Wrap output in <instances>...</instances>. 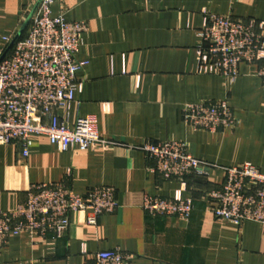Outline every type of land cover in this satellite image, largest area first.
<instances>
[{
	"label": "crops",
	"instance_id": "crops-1",
	"mask_svg": "<svg viewBox=\"0 0 264 264\" xmlns=\"http://www.w3.org/2000/svg\"><path fill=\"white\" fill-rule=\"evenodd\" d=\"M37 1L0 0V46L4 36L20 32ZM206 12L257 26L264 23V0L53 1V16L87 23L76 55L85 62L76 73L82 90L59 116L71 127L78 117L95 115L100 137L114 144L61 152L47 136L32 134L26 157L18 142L0 145V210L23 202L31 184L60 181L80 194L110 186L118 207L94 224L87 222L89 209L71 213L59 236L11 235L0 264H93L96 252L114 248L130 254V264H264V226L236 225L207 208V192L224 180L220 168L163 179L138 149L145 142L182 141L196 158L218 166L249 162L264 171L258 65L241 63L232 82L199 71L197 33ZM206 100H226L235 125L193 130L183 121L185 106ZM145 194L190 197L193 208L186 220L152 216L141 207Z\"/></svg>",
	"mask_w": 264,
	"mask_h": 264
},
{
	"label": "built area",
	"instance_id": "built-area-1",
	"mask_svg": "<svg viewBox=\"0 0 264 264\" xmlns=\"http://www.w3.org/2000/svg\"><path fill=\"white\" fill-rule=\"evenodd\" d=\"M54 0H40L23 35L4 36L0 46V145L19 143L28 155L32 134H42L61 152L87 151L114 144L100 137L95 115L78 117L68 127L59 111L68 108L82 90L76 76L85 62L76 58L84 20L68 21L53 16ZM196 46L198 68L204 74H218L232 82L243 62L258 65L264 90V23L254 26L229 15L206 12ZM183 121L193 130L216 132L232 127L236 120L226 100H206L185 106ZM138 149L153 161L150 171L163 179L220 168L223 182L207 192V208L214 217L239 225L253 221L264 226V171L246 162L241 166H218L194 157L185 142H145ZM118 207L110 186H95L85 193L74 192L65 182L31 184L23 202L13 210H0V249L11 235L26 233L42 238L59 236L70 224V214L89 209L87 222L112 213ZM143 210L152 216H177L186 220L192 198H165L145 194ZM132 256L119 248L98 251L93 264H130Z\"/></svg>",
	"mask_w": 264,
	"mask_h": 264
},
{
	"label": "water",
	"instance_id": "water-1",
	"mask_svg": "<svg viewBox=\"0 0 264 264\" xmlns=\"http://www.w3.org/2000/svg\"><path fill=\"white\" fill-rule=\"evenodd\" d=\"M40 0L37 1V3L35 4L33 10L31 11L30 15L28 16V18L25 20L24 24L22 25V27L20 28V32L23 31V29L25 28V26L27 25V23L29 22L32 14L34 13L38 3H39ZM20 32H18L14 38L12 39L11 43L9 44V46L7 47V49L5 50L4 54L9 50V48L11 47V45L13 44V42L18 38Z\"/></svg>",
	"mask_w": 264,
	"mask_h": 264
},
{
	"label": "trees",
	"instance_id": "trees-1",
	"mask_svg": "<svg viewBox=\"0 0 264 264\" xmlns=\"http://www.w3.org/2000/svg\"><path fill=\"white\" fill-rule=\"evenodd\" d=\"M23 35V33L21 34V36Z\"/></svg>",
	"mask_w": 264,
	"mask_h": 264
}]
</instances>
